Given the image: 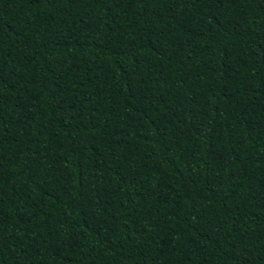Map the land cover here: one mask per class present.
<instances>
[{"label":"trees","instance_id":"1","mask_svg":"<svg viewBox=\"0 0 264 264\" xmlns=\"http://www.w3.org/2000/svg\"><path fill=\"white\" fill-rule=\"evenodd\" d=\"M0 264H264V0H0Z\"/></svg>","mask_w":264,"mask_h":264}]
</instances>
